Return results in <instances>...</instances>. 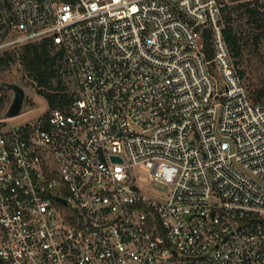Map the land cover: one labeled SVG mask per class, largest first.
I'll return each mask as SVG.
<instances>
[{
  "label": "built area",
  "instance_id": "built-area-1",
  "mask_svg": "<svg viewBox=\"0 0 264 264\" xmlns=\"http://www.w3.org/2000/svg\"><path fill=\"white\" fill-rule=\"evenodd\" d=\"M221 9L0 0L1 46L46 43L74 85L32 120L0 118V264H264V100Z\"/></svg>",
  "mask_w": 264,
  "mask_h": 264
},
{
  "label": "rangeland",
  "instance_id": "rangeland-1",
  "mask_svg": "<svg viewBox=\"0 0 264 264\" xmlns=\"http://www.w3.org/2000/svg\"><path fill=\"white\" fill-rule=\"evenodd\" d=\"M222 7L226 5H234L236 2L232 0H219ZM259 4H264V0H259ZM264 11V8H263ZM235 27L239 33L242 34V54L240 57L233 59L235 67L241 77L244 87L250 97L255 100V96L258 91L264 89V22L261 28L252 26L249 24L247 17L239 16L235 13ZM264 19V18H263ZM12 36V35H11ZM258 36V39L256 37ZM6 40L0 41V46L5 43ZM21 46H1L0 55L4 51L18 50ZM59 80L61 83L68 84L69 87L74 88L73 79L71 75L65 77L66 81L59 78H54L52 85L54 88H58ZM1 82L17 83L26 93V99L23 111L20 115L9 118V122L12 125H19L32 120L39 116L45 108L47 103L45 97L39 92V87L28 75L27 70L20 64V62L14 63L9 67H0V87L6 88ZM0 89V96L4 94L5 89ZM7 95L12 99V92L6 88ZM264 100V98H263ZM11 103V102H10ZM10 105V104H9ZM9 105L0 110V118L4 117ZM49 108V105H48ZM135 175L137 183L144 189L151 190L147 181L149 180V171L147 169L140 170L135 169ZM146 180V181H143ZM147 190V191H148Z\"/></svg>",
  "mask_w": 264,
  "mask_h": 264
},
{
  "label": "trees",
  "instance_id": "trees-1",
  "mask_svg": "<svg viewBox=\"0 0 264 264\" xmlns=\"http://www.w3.org/2000/svg\"><path fill=\"white\" fill-rule=\"evenodd\" d=\"M236 2L234 5H226L222 7V21L224 24L223 35L230 48V52L233 59H236L242 54V39L243 36L239 33L235 27V13L239 16H245L248 19L249 24L261 28L264 22V4H259V0H232ZM7 23L0 25V40H5L8 34ZM258 39V36L256 37ZM205 46L207 55L211 58L213 56V48L211 35L205 33ZM57 55H53L50 48L46 43H30L21 46L18 50L4 51L0 55V67H9L14 63L20 62L21 65L27 70L29 77L36 82L40 88L39 92L48 100L50 107L54 106L57 102L60 104L66 103L68 97L66 94L60 92L61 81L59 80L58 88H54L52 81L54 78H59L56 64ZM237 65L238 62L236 61ZM234 64V65H235ZM3 87H0L2 89ZM3 95L0 96V110L5 109L11 102V98L6 93V88ZM264 89L258 91L255 96V102L263 101Z\"/></svg>",
  "mask_w": 264,
  "mask_h": 264
},
{
  "label": "water",
  "instance_id": "water-1",
  "mask_svg": "<svg viewBox=\"0 0 264 264\" xmlns=\"http://www.w3.org/2000/svg\"><path fill=\"white\" fill-rule=\"evenodd\" d=\"M1 84L12 92L11 103L4 115V118H11L20 115L25 104V90L17 83L1 82ZM115 160L122 162L118 158H116Z\"/></svg>",
  "mask_w": 264,
  "mask_h": 264
}]
</instances>
